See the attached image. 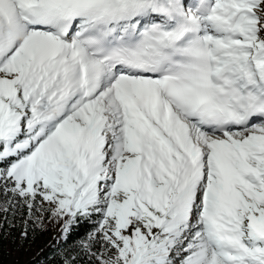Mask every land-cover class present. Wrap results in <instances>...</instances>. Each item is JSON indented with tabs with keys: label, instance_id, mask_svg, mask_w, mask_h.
<instances>
[{
	"label": "snow or ice",
	"instance_id": "6c2138e0",
	"mask_svg": "<svg viewBox=\"0 0 264 264\" xmlns=\"http://www.w3.org/2000/svg\"><path fill=\"white\" fill-rule=\"evenodd\" d=\"M9 216L59 264H264V0H0Z\"/></svg>",
	"mask_w": 264,
	"mask_h": 264
},
{
	"label": "trees",
	"instance_id": "16d2710c",
	"mask_svg": "<svg viewBox=\"0 0 264 264\" xmlns=\"http://www.w3.org/2000/svg\"><path fill=\"white\" fill-rule=\"evenodd\" d=\"M12 218L8 222L0 217V264H59L56 252L57 227L46 225V230L29 223L28 236L22 237L25 228L19 216L11 226ZM81 233L84 228L79 230Z\"/></svg>",
	"mask_w": 264,
	"mask_h": 264
}]
</instances>
